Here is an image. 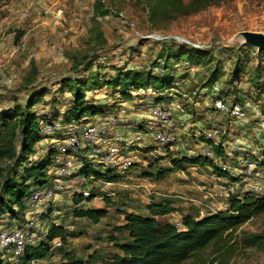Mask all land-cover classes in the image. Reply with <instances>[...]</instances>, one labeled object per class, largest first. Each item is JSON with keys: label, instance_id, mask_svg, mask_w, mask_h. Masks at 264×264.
Masks as SVG:
<instances>
[{"label": "rangeland", "instance_id": "1", "mask_svg": "<svg viewBox=\"0 0 264 264\" xmlns=\"http://www.w3.org/2000/svg\"><path fill=\"white\" fill-rule=\"evenodd\" d=\"M94 2L57 0V5L51 9L39 10L35 9V2L29 15L23 16L26 6L21 5L20 0H0V112L16 105L23 107L31 94L43 93L33 110L39 118L43 115L54 123L57 117L65 119L74 103L73 93L67 87H61L62 80L77 79L79 85L86 82L83 87L86 90L85 106L102 107L106 102L110 105L114 94H118V88L114 90L105 84L114 81L126 69L148 72L154 67L166 66V75L175 81L170 92L174 97L160 99L156 103L177 100V106L188 115L186 123L194 124V130H217L218 139L221 138L229 147L225 163L235 170V174L242 170L244 160H252L259 155L264 157V145L257 141L261 137L264 139V114L261 110L264 66L258 63L257 50L244 44L240 36L241 32L264 34V0H221L217 5L169 24H152L149 21L146 0H104L108 14L94 23ZM17 32L22 35L16 42ZM151 34H156L158 40L146 39ZM180 36L200 45L201 48L196 49L201 51H189L194 47L176 43L175 38ZM168 53L175 57L166 58ZM260 54L264 61V51ZM213 72L218 73L214 88L209 83ZM165 73L157 71L156 75ZM232 75L236 81L229 85ZM25 79L32 80V83L28 84ZM252 80L256 85H251ZM93 83L102 88L96 89ZM220 89L229 93L226 100L230 103L236 100L238 92L245 97L255 94L253 110L248 111L246 122L238 123L213 108V101L220 97ZM137 100L133 99V102ZM145 103H141V108L146 109ZM253 115L256 118L253 119ZM239 126L249 128L246 136L254 145L256 155H251L246 148L240 152L232 149L240 137L237 132ZM46 137L36 144L30 154V163L46 157V139L49 141L54 136ZM183 142L188 141L184 139ZM139 152L135 153L138 158L132 167L111 184L86 181L77 175L80 167L74 168L71 188L57 193L48 208H39L37 214H42V219L46 218L45 214H51L66 230L67 239L61 250L52 249L53 254L37 264H59L65 260L66 254L82 259L85 264H118L113 258L121 254L116 243L127 239L126 234L119 230L124 224L120 212L148 215L150 204L165 203L172 205L175 211L159 216L157 220L161 224H174L181 222L185 215L200 217L211 212L208 207L213 210L219 208L216 205L220 204L222 197L218 193L214 195L216 192L211 190L216 185H223L222 180L217 181L209 169L201 165H186L182 170L169 171L170 156H165V159L146 157ZM161 171L163 178H158ZM22 178L23 173L20 172L18 180ZM238 184H242V179ZM84 191L89 192L92 199L90 202L82 201L90 203L86 208L104 210L107 214L97 225L72 216L73 198ZM106 199L110 200L109 204ZM14 210L19 209L15 206ZM0 219V229L4 224L6 226L3 227L14 226L11 222L25 225L30 220V213L25 209L17 217L7 214ZM262 232L264 212L250 219L235 235ZM211 253L208 249L202 257L211 258ZM22 262L20 257L14 259L11 254L0 252V264ZM184 264L197 262L191 259ZM230 264H264V251L238 244Z\"/></svg>", "mask_w": 264, "mask_h": 264}, {"label": "trees", "instance_id": "2", "mask_svg": "<svg viewBox=\"0 0 264 264\" xmlns=\"http://www.w3.org/2000/svg\"><path fill=\"white\" fill-rule=\"evenodd\" d=\"M221 0H146L148 19L152 24H169L180 17L190 16L200 12L211 5H217ZM108 14L107 9L99 0H95L93 4L94 23ZM22 33L17 32L15 41L21 38ZM189 51H201L197 49H189ZM175 55L167 54L166 58H172ZM256 57H260L259 65L264 66L263 56L258 52ZM154 67V66H153ZM166 67V66H165ZM160 68L162 73L166 72V68ZM27 78V77H26ZM218 73L213 72L210 78V85H216ZM26 80V79H25ZM28 84L32 80H26ZM77 79H65L60 82L61 87H67L73 93V107L66 114L65 120L74 118L78 121L83 117H92L100 113H107L114 106H85V93L83 87L86 82L79 85ZM236 79L233 77L229 81V85H233ZM256 81H251V85ZM175 84L174 78L168 75L153 74L151 71L134 72L126 69L111 82L105 84L114 88L124 100L132 99L129 90H141L150 88L154 92H163L172 89ZM98 88L100 85L93 83ZM69 91V92H70ZM236 91V87H234ZM258 91V90H257ZM70 92V94H71ZM258 95L259 91L257 92ZM43 93L31 94L25 106L16 105L11 109L0 112V218L9 214L11 217L21 215L26 209L25 201L36 187L43 186L47 183L45 170L50 164L51 157L49 154L37 163H30V154L33 152L37 143L44 139L39 128V120L33 107L38 100L43 97ZM220 97L226 99L229 93L223 89L219 90ZM255 94L240 95L239 92L233 103H242L243 99L251 104L255 101ZM161 98L155 97L150 100L157 102ZM262 114H264V102L261 106ZM88 113V115H85ZM84 114V115H83ZM83 115V117H82ZM201 140L205 141L204 138ZM20 142V145L17 142ZM213 155L225 163L227 158L225 147L221 143L215 144L208 141ZM264 153V150H263ZM183 155L179 159L171 160L172 170H182L185 166L201 165L211 171L216 178L234 181V177L226 171H222L213 161L202 158L201 155L194 158ZM257 166L264 165V161H256ZM184 166V167H183ZM23 173L22 180H18L19 173ZM163 171L158 172L157 177L163 178ZM80 177L89 182H116L120 175L113 171L102 169L91 164H85L80 172ZM93 194V193H92ZM91 201L89 197L77 195L73 198L74 218H84L91 224L97 225L106 217V212L100 209L84 208L80 204L82 201ZM106 203H110L106 199ZM15 206L19 210L15 212ZM148 215H141L131 212H120L123 216L124 224L119 230L126 234V242L117 244L120 249L119 255L113 258L118 264H184L188 260L194 259L197 264H230L231 259L238 244H242L244 248H255L264 251V232L258 234H242L235 233L254 216L264 212V197H258L250 191L242 194L232 193L226 199V209L209 213L201 218L194 217L190 214L182 217V229H177L174 224L165 222L159 223L157 217L166 216L175 211L172 205L159 203L150 204L148 207ZM2 219H0L1 223ZM61 237L66 241L67 232L62 225L53 228L48 236L47 243H40L33 247H27L25 253L20 258L22 263L37 264L47 257H50V242ZM240 242V243H239ZM211 249V258H203L202 254L206 250ZM66 257L59 264H85L82 259Z\"/></svg>", "mask_w": 264, "mask_h": 264}, {"label": "built area", "instance_id": "3", "mask_svg": "<svg viewBox=\"0 0 264 264\" xmlns=\"http://www.w3.org/2000/svg\"><path fill=\"white\" fill-rule=\"evenodd\" d=\"M102 3L104 0H100ZM37 0H20L21 5H25L23 16L29 15V10L35 5ZM150 40H158L156 34H151L146 37ZM172 41V40H171ZM175 42L181 45L201 48L200 45L190 42L185 37H176ZM203 47V46H202ZM162 70L159 67H154L151 72L156 74ZM172 89L163 92H154L150 88L141 90H129L132 99L124 100L120 94H114V99L110 106H114L111 112L100 113L92 117H83L76 121L74 119L61 120L55 119L52 123L50 119L41 115L39 120V128L41 135L54 136L49 141L46 139L45 152L51 157L50 164L46 167L48 177L45 185L36 187L25 201L26 209L30 213V220L25 222V225L15 223L14 226L1 227L0 229V252H6L16 259L23 256L27 247H33L40 243H47L49 232L59 227V221L52 218L51 214H45L46 218L40 217L38 209H46L56 197L57 193L67 192L71 188V178L73 170L79 166L81 168L85 164H91L94 167L99 166L102 171L111 170L115 174L121 175L126 170L130 169L137 161L135 153L144 147V141L149 140L151 144L159 149H166L165 154L174 153V147L177 142L178 127H176V119L173 112L184 114L183 110L177 106V100H172L170 103H156L150 98H161L166 100L172 95ZM133 99H138L136 103ZM145 103V108H141V103ZM248 102V101H244ZM108 105V104H107ZM213 108L228 116L236 122H246L248 120V109L242 103H230L223 97H217L212 103ZM257 109V108H256ZM260 110V109H258ZM144 111L146 113L145 120L141 125L140 131H133L132 127L136 126L139 115ZM126 118H130L134 123H126ZM204 148L200 154L202 158L213 161L222 171L228 172L232 176L235 175V170L229 167L226 163L216 158L208 141H213L218 144V139L215 138L216 131L203 132ZM209 146V147H208ZM224 146V145H222ZM226 149H229L226 145ZM235 151H244L243 144H237L232 147ZM167 151V152H166ZM193 152H189L188 158L196 157ZM181 157V156H180ZM177 156L176 158H180ZM243 168L240 175L245 180L252 179L253 181L248 186V190L258 197H264V179L255 178L252 175L254 165L245 160L242 162ZM77 173V175H78ZM111 184V183H106ZM234 186L228 184L220 196L228 197L234 193ZM84 197H89L90 193L82 192ZM113 195V194H110ZM48 211L46 210V213ZM202 215V214H201ZM50 216V217H49ZM177 229H182L180 221L174 223ZM64 241L61 237H56L50 242V251L52 249L62 247ZM33 264V263H21Z\"/></svg>", "mask_w": 264, "mask_h": 264}, {"label": "crops", "instance_id": "4", "mask_svg": "<svg viewBox=\"0 0 264 264\" xmlns=\"http://www.w3.org/2000/svg\"><path fill=\"white\" fill-rule=\"evenodd\" d=\"M55 5H57V0H38L37 3H36V8L35 9L36 10H39V9H45V8H48V7L51 9ZM244 101H246V99H243L242 102L245 104V107L248 109V111H250V110L252 111L253 110V107H252V104L253 103L251 104L250 102H244ZM173 114H174V118L176 119L175 125H176V127H178L177 142H176V145L174 147V153H172V154H165V151L162 150V149H159V148H156L155 150H151L149 148L150 147H155V146L153 144H151V142L149 140H146L145 139V141H144V147L139 150L140 152L138 154L145 155L146 157H148V155H151V156H153L155 158L156 157H160V158L161 157H164V159H165L166 158L165 156H170L172 159H179V158H176V157L177 156L180 157V156L189 154V152H193L194 153L193 155H195V153L200 154V152H202L203 150H205V148H204V141L201 140V138H203L202 135H201L203 132H206V131H216L215 138L218 139V134L219 133H218L217 130H211V129L210 130H204L203 128H198V129H195L194 130V124H191V125H193V126H191L189 123H186V120L189 119L187 114H178L175 111L173 112ZM255 116L256 115H253L252 118L253 119L256 118ZM145 117H146V113L144 111H142V113L139 115V119H137L138 121H137L136 126H133L132 127V130L133 131H136V132L137 131H140L141 125L143 124V121L145 120ZM127 122L129 124H131L132 123V120L130 118H126V123ZM247 130H249V128H242L241 126H239L237 132H239L240 137H238L239 139L236 140V144H243L244 147L247 149V151H249V153L251 155H256L255 154V147H254V145H252L251 142L248 141L249 138L246 136V131ZM253 131L256 133L255 127H253ZM263 138H264V135H263ZM184 139L186 141H188V142H183ZM218 141L222 145H224V146L226 145V142L222 141L221 138L218 139ZM257 141L261 145H264L263 144L264 143V139H262V137H261V139H257ZM226 150H228V149H226ZM141 152H143L144 154H142ZM226 154H227V152H226ZM261 156L262 155H259V156H257L256 158H254L252 160L251 159H246L245 161L246 162H250V163H252L254 165V169L252 171V175L255 176V178L264 179V174L261 172V171H264L263 170L264 168H262L261 166H257V162H256V161H264V157L263 156L261 157ZM137 158H138V156L136 157V159ZM205 169H207V168H205ZM233 177L235 178L234 181L221 179L222 180L221 183L223 185H216L214 187V189L211 190V191L216 192V194H214V195H217V193H218V196L219 197H222V199H221L220 204H217L216 205V207H219L216 210H213L211 207H208V209L211 211L210 213H214L215 211L226 209V199H227V197H224L222 195L220 196V194H221V192L223 190L226 189V187L228 186V184H232L234 186V188H235L234 193H236V194H242V193H244L246 191H249L248 190V186L253 181L252 179L244 180V177L240 175V172H237V174H235ZM216 179L218 181L219 178H216ZM240 179H242V184L241 185L238 184V181ZM237 190H240V191L237 192ZM205 195L208 198V195L207 194H205ZM209 196L210 197H213L210 194H209ZM89 202H84V203H81L80 205L84 204V205H86V206H84V208H86ZM212 207H214V206H212ZM202 211L203 210H201V213L203 214ZM207 214H209V213L207 212V213L203 214V216H205ZM203 216H200L199 218H201ZM75 219H83V220H86L84 218H75ZM11 224H15V223H12L11 222ZM59 224L61 225V223H59ZM3 226H6V225L4 224ZM58 248H59V250L62 249V247H58ZM52 251H50L51 254H53Z\"/></svg>", "mask_w": 264, "mask_h": 264}, {"label": "water", "instance_id": "5", "mask_svg": "<svg viewBox=\"0 0 264 264\" xmlns=\"http://www.w3.org/2000/svg\"><path fill=\"white\" fill-rule=\"evenodd\" d=\"M240 36L244 39V44L255 48L258 53L264 51V34L241 32Z\"/></svg>", "mask_w": 264, "mask_h": 264}]
</instances>
